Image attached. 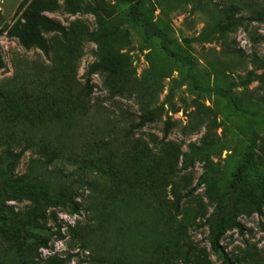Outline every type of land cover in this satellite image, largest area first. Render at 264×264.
<instances>
[{"label":"rangeland","instance_id":"1","mask_svg":"<svg viewBox=\"0 0 264 264\" xmlns=\"http://www.w3.org/2000/svg\"><path fill=\"white\" fill-rule=\"evenodd\" d=\"M0 59V264H264V0H0Z\"/></svg>","mask_w":264,"mask_h":264},{"label":"trees","instance_id":"2","mask_svg":"<svg viewBox=\"0 0 264 264\" xmlns=\"http://www.w3.org/2000/svg\"><path fill=\"white\" fill-rule=\"evenodd\" d=\"M136 13L134 12V15ZM136 16H138V14H136ZM48 25V20L43 19L41 17H34V16H29L26 19L25 25L23 27L22 30V34H21V41L23 43V45L26 48H31V47H37L40 48L41 50L46 51V41L42 36V32H41V27L47 26ZM146 27L149 31L154 32V26L150 25V24H146ZM156 33V32H154ZM156 36H158L161 40H162V44L164 47V50L169 51L167 44L169 43V41L167 40L166 36L161 33V32H157ZM170 53V52H169ZM176 59H180L178 57H176ZM5 65L3 63V61L0 59V70L4 69ZM102 69L100 64H95L90 68V74H95L98 73V71ZM21 158V155H16V156H12L10 154L9 157H7V159H10V161L8 162L9 164V168L11 169L10 171H12L17 163V161H19ZM192 164V157H188L184 160L183 162V169L187 168L189 165ZM243 180V177L240 176L237 179V183L233 185L234 191H236L237 189L240 188L241 186V182ZM35 181H39L38 184L34 183V184H27L26 187H24L23 189H21V194L28 198V199H37L40 201H44L46 202H51L52 200L54 201H58L61 198L55 195H52V198H48L50 197V195L48 194V183L47 182H41V180H35ZM199 189V185L197 187H195L192 191L189 192L188 195H193L197 190ZM52 199V200H51ZM66 201V200H65ZM255 204V213H257L260 216H264L263 213V209L260 203V199L255 200L254 201ZM63 207L65 208H69L72 210L73 213L78 214L79 210L76 207H72L70 206V203H68L67 201L63 204H61ZM213 220L214 218H211L209 220V224L211 225V232H210V237H209V241H210V245H211V249L213 251V253L217 256L218 260L221 262V264H233V262L231 261V259L229 258V256L227 255V253L225 252V250L222 249L221 245H220V239L221 237L224 235L225 230H224V224L221 223L219 226L215 227L213 225ZM32 223L34 225H36L39 228V224H37V221L32 219ZM229 227L230 228H234L236 230L239 231L240 234H244L243 231V227L238 223L237 219L234 217H231L230 221H229Z\"/></svg>","mask_w":264,"mask_h":264}]
</instances>
